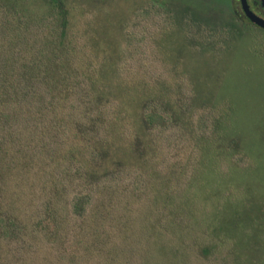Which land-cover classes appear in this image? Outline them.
<instances>
[{
    "label": "trees",
    "instance_id": "obj_1",
    "mask_svg": "<svg viewBox=\"0 0 264 264\" xmlns=\"http://www.w3.org/2000/svg\"><path fill=\"white\" fill-rule=\"evenodd\" d=\"M201 1L177 9L187 71L170 15L110 53L62 0H0V264H264L256 159L212 87L247 23Z\"/></svg>",
    "mask_w": 264,
    "mask_h": 264
},
{
    "label": "rangeland",
    "instance_id": "obj_2",
    "mask_svg": "<svg viewBox=\"0 0 264 264\" xmlns=\"http://www.w3.org/2000/svg\"><path fill=\"white\" fill-rule=\"evenodd\" d=\"M68 10L71 26L90 23L94 27L92 40L101 49L118 52L125 46L124 31L131 27L138 37H145L149 44L159 40L158 26L170 20L174 23V48L168 50L174 57L185 56V70L193 68V57L181 46L187 44L178 26L181 15L177 9L185 5L202 8L201 0H62ZM231 1V0H229ZM45 0H30V8L42 9ZM237 9V0L234 2ZM224 17L230 18L229 5L222 6ZM87 18V19H86ZM228 59L215 67L212 87L214 94L228 97L234 105L235 119L243 137L255 156L256 167L236 176L238 184L249 187L255 194H264V31L250 24L236 23ZM88 37V35H87ZM95 38V39H94ZM184 38V39H183ZM107 44H109V48ZM116 49V50H115ZM189 55V56H188ZM189 58H188V57ZM187 57V58H186ZM238 130V131H239Z\"/></svg>",
    "mask_w": 264,
    "mask_h": 264
},
{
    "label": "flooded vegetation",
    "instance_id": "obj_3",
    "mask_svg": "<svg viewBox=\"0 0 264 264\" xmlns=\"http://www.w3.org/2000/svg\"><path fill=\"white\" fill-rule=\"evenodd\" d=\"M236 0H231L229 3V7L232 10L231 14L236 17L238 20L249 23L250 25L259 28L260 30L264 29L254 23H252L247 15L245 14L240 0H237V9L234 8V2ZM247 8L250 12H252L255 16L264 20V0H246Z\"/></svg>",
    "mask_w": 264,
    "mask_h": 264
},
{
    "label": "water",
    "instance_id": "obj_4",
    "mask_svg": "<svg viewBox=\"0 0 264 264\" xmlns=\"http://www.w3.org/2000/svg\"><path fill=\"white\" fill-rule=\"evenodd\" d=\"M240 3L242 5V8H243L245 14L249 18V20L252 23H254V24H256V25H258V26H260V27H262L264 29V20L259 18V17H257V16H255L252 12H250L248 10L247 4H246V0H240Z\"/></svg>",
    "mask_w": 264,
    "mask_h": 264
}]
</instances>
